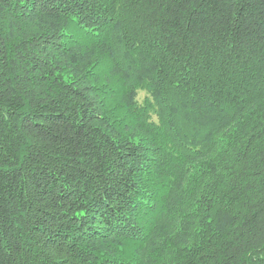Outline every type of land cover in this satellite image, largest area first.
Segmentation results:
<instances>
[{
  "label": "trees",
  "instance_id": "1",
  "mask_svg": "<svg viewBox=\"0 0 264 264\" xmlns=\"http://www.w3.org/2000/svg\"><path fill=\"white\" fill-rule=\"evenodd\" d=\"M0 264H264V0H0Z\"/></svg>",
  "mask_w": 264,
  "mask_h": 264
},
{
  "label": "rangeland",
  "instance_id": "2",
  "mask_svg": "<svg viewBox=\"0 0 264 264\" xmlns=\"http://www.w3.org/2000/svg\"><path fill=\"white\" fill-rule=\"evenodd\" d=\"M142 98H143V95H142Z\"/></svg>",
  "mask_w": 264,
  "mask_h": 264
}]
</instances>
